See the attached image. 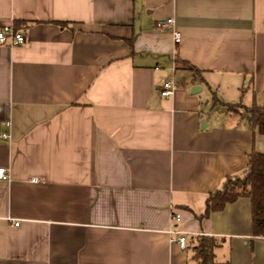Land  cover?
I'll list each match as a JSON object with an SVG mask.
<instances>
[{"label":"crops","instance_id":"crops-1","mask_svg":"<svg viewBox=\"0 0 264 264\" xmlns=\"http://www.w3.org/2000/svg\"><path fill=\"white\" fill-rule=\"evenodd\" d=\"M5 25L25 42H0V264H197L172 227L264 264L248 197L198 218L264 153L222 104L264 107V0H0Z\"/></svg>","mask_w":264,"mask_h":264},{"label":"trees","instance_id":"trees-1","mask_svg":"<svg viewBox=\"0 0 264 264\" xmlns=\"http://www.w3.org/2000/svg\"><path fill=\"white\" fill-rule=\"evenodd\" d=\"M222 104L228 110L243 108L244 117L250 126H257L259 132L264 134V107L256 104ZM241 196L250 200L253 235L264 236V153L253 151L248 154L245 168L238 174L227 176L220 187L209 193L205 200L204 213L198 218H206L212 212L222 210L226 204ZM192 238V244H187L185 249L191 250L190 258L197 264H228L216 261L215 249L220 243L215 236L199 234Z\"/></svg>","mask_w":264,"mask_h":264},{"label":"built area","instance_id":"built-area-1","mask_svg":"<svg viewBox=\"0 0 264 264\" xmlns=\"http://www.w3.org/2000/svg\"><path fill=\"white\" fill-rule=\"evenodd\" d=\"M155 26L158 29L170 30L173 35V40L175 43H179L181 40V35L178 31L174 29V19L173 17H167L164 19H159L155 22ZM0 42H6L10 45H18L25 42V36L21 31L16 30L13 25H5L0 28ZM177 86L172 78L164 80L159 88V94L162 97L172 96L176 90ZM1 139H9V134L4 132L0 135ZM10 178L9 171L6 167H0V179L7 180ZM171 219L175 222L180 220V214L177 212L172 213ZM19 222H15L14 225H18ZM171 235L175 236V241L181 249L187 247V239L184 231L172 227L169 230Z\"/></svg>","mask_w":264,"mask_h":264},{"label":"rangeland","instance_id":"rangeland-1","mask_svg":"<svg viewBox=\"0 0 264 264\" xmlns=\"http://www.w3.org/2000/svg\"><path fill=\"white\" fill-rule=\"evenodd\" d=\"M213 90L216 91L217 94L221 93L223 95V93H224V91L222 89H219V90L213 89ZM218 96L220 97L221 95H218ZM218 109H220V108H218Z\"/></svg>","mask_w":264,"mask_h":264},{"label":"water","instance_id":"water-1","mask_svg":"<svg viewBox=\"0 0 264 264\" xmlns=\"http://www.w3.org/2000/svg\"><path fill=\"white\" fill-rule=\"evenodd\" d=\"M196 88H198V89H199L200 87H199V86H196Z\"/></svg>","mask_w":264,"mask_h":264}]
</instances>
